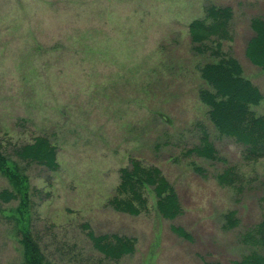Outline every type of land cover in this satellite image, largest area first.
Here are the masks:
<instances>
[{"label": "rangeland", "instance_id": "1", "mask_svg": "<svg viewBox=\"0 0 264 264\" xmlns=\"http://www.w3.org/2000/svg\"><path fill=\"white\" fill-rule=\"evenodd\" d=\"M209 5L232 9L223 50L259 89L263 99L251 109L264 116V72L244 56L264 0H0V151L42 135L59 165L19 162L27 223L12 213L19 199L0 198V264L22 262L19 228L32 231L52 264H233L247 253L240 236L264 218V159L244 160L198 98V67L209 59L193 53L187 26ZM204 130L219 160L187 154ZM130 158L159 168L182 207L177 219L161 218L150 194L138 216L107 204ZM228 167L236 183L220 186ZM9 188L0 175V193ZM229 212L237 220L230 229ZM82 224L134 239V253L105 260Z\"/></svg>", "mask_w": 264, "mask_h": 264}, {"label": "trees", "instance_id": "2", "mask_svg": "<svg viewBox=\"0 0 264 264\" xmlns=\"http://www.w3.org/2000/svg\"><path fill=\"white\" fill-rule=\"evenodd\" d=\"M203 12L202 19H194L187 26L193 53L207 55L209 59L198 67L199 78L205 85L199 88L198 98L207 107L208 120L217 133L243 147L244 160L256 162L264 159V116L255 114L251 109L263 97L259 89L244 77L238 60L223 50V42L233 39L232 9L209 5L203 8ZM249 28L253 34L245 44L244 56L251 65L264 72V18L252 17ZM187 154L206 160H219L205 130L200 144L187 150ZM19 162L37 164L55 171L59 166L57 149L46 136L41 135L31 143L14 146L9 154L0 151V175L7 179L10 186L9 190L0 193V198L3 202L19 199V204L12 213L16 222V214L19 212L23 216V222L27 223L26 193L29 184ZM232 173L231 167H228L217 177V183L220 186H233L236 179H231ZM149 194L153 196L154 207L161 218L173 221L181 215L182 207L174 188L159 168L145 166L139 160L130 158L129 165L119 169L118 184L107 204L115 212L138 216L148 211ZM226 223L228 229L237 225L233 212L226 216ZM81 228L85 230V237L92 248L107 261L117 263L135 251V240L132 238L115 234L97 235L88 224H82ZM170 229L183 240H192L182 228ZM18 234L23 249L20 264H52L32 231L19 228ZM240 243L248 251L233 264H264V218L241 234ZM77 260L83 259L81 257Z\"/></svg>", "mask_w": 264, "mask_h": 264}]
</instances>
